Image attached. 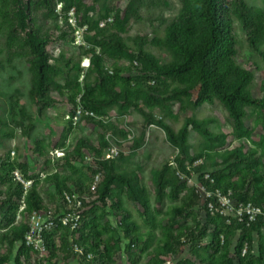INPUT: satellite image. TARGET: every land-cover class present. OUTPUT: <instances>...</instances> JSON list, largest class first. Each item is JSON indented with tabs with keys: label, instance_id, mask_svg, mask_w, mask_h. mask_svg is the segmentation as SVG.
<instances>
[{
	"label": "rangeland",
	"instance_id": "374dc122",
	"mask_svg": "<svg viewBox=\"0 0 264 264\" xmlns=\"http://www.w3.org/2000/svg\"><path fill=\"white\" fill-rule=\"evenodd\" d=\"M189 6L190 0H56L53 11L39 8L36 29L39 34L50 35L54 40L49 47L54 59L49 95L55 103L43 108L37 105L32 95L36 73L29 50L12 30L9 0H0V173L2 162L10 160L27 165L28 176L32 178L44 174L48 178L37 185L45 203L43 210L60 212L62 203L52 175L79 177L90 186L95 182L94 169L102 160L95 159L93 152L83 148L84 161L73 159L65 163L57 160L55 150L62 149L64 155L74 156L79 142L84 139L97 147L103 145L105 153L101 158L110 159L116 171L133 175L136 184L147 189L157 215L158 224L151 229L143 218L141 206L128 197L124 188L115 190L121 195L130 218L142 231L140 242L133 247L138 256L136 264H152L157 248L161 246V226L171 217L174 206L193 195L198 197L197 202L176 220L177 229L204 225L208 215L227 218L228 224L244 218L234 210L226 211L216 191L207 184L206 174L215 179L220 171L238 175V171L248 170L247 165L240 161L247 152L253 153L254 158H260L258 167L264 174V109L246 106L243 126L238 128L220 101L197 107L194 104L197 90L181 93L183 87L172 78L155 75L162 82L159 93L147 87L146 74L140 70L139 47L155 56L161 64L172 62L176 54L169 47L168 31L185 21ZM234 8L232 17L238 41L235 64L251 74L248 86L251 95L264 101V63L260 58V53H264V0H245V12L237 6ZM249 36H253L258 49L251 46ZM96 61L105 69L115 64H133L135 69L123 75L141 83L140 89L131 95L132 104L127 107L125 104L128 103L107 104L112 101L110 97L102 98L106 105L98 117L107 121L106 128L88 120H82L79 126L71 128L66 119L73 105L65 92L77 85L83 90L99 89L94 66ZM88 62L90 66L85 68ZM187 118L203 122L211 136L205 137L189 127L188 157L184 160L165 130L149 121L153 119L177 133ZM37 143L42 145V155L38 153ZM113 149L118 151L117 155ZM159 180L165 186V196L158 190ZM102 181L103 175L97 186ZM68 184L71 189L75 188L71 182ZM5 188L0 180V192ZM249 188L247 186L240 191L247 194L253 190ZM231 193L234 209L236 203L243 201ZM173 194L177 195V200L172 199ZM160 196L163 198L159 199ZM214 197L218 199L217 204ZM2 200L0 196V255L8 257L4 264H15L20 244L10 248L3 241L7 225L6 207ZM210 204L213 205L212 211ZM252 204L264 211V204ZM109 205V200L106 207L96 204L97 214L103 213L102 223H110L111 229L118 230L117 238H123L124 233L118 227L122 217L112 212ZM260 233L264 235V229ZM239 236L240 231L237 230L231 245L232 252ZM182 241L184 246L178 251L158 258L161 264H183L185 261L204 264L191 253L194 243L189 233ZM208 242L209 237L195 246L205 254L202 249ZM259 242L258 233H254V255H258ZM127 245L125 240L121 251L109 264H131L125 253ZM61 264L85 263L75 255Z\"/></svg>",
	"mask_w": 264,
	"mask_h": 264
},
{
	"label": "trees",
	"instance_id": "16d2710c",
	"mask_svg": "<svg viewBox=\"0 0 264 264\" xmlns=\"http://www.w3.org/2000/svg\"><path fill=\"white\" fill-rule=\"evenodd\" d=\"M55 6L56 0H9L12 30L29 50L30 60L36 73V84L32 95L37 105L43 108L55 103L49 95L53 81L51 72L54 60L49 47L54 40L50 35L39 34L35 22L39 8L53 11ZM235 6L245 12V0H190L185 21L175 24L168 31L169 47L176 54V58L170 63L161 64L155 56L147 53L141 46L138 50L142 64L140 70L144 75L146 74L148 89L155 93L161 92L162 82L155 75L172 78L183 87L180 90L181 93L188 94L197 90L198 94L194 103L197 107L215 100L220 101L232 117L236 127L240 128L243 126L246 116L245 107L264 109V101L251 95L248 91L251 74L235 64V56L238 52V41L232 17ZM249 41L254 49H258L253 36H249ZM260 58L264 63V53H260ZM94 66L99 89L86 88L83 90L77 85L70 87L65 92L73 105V109L68 115L69 118L66 119L71 128L79 126L82 120L92 121L101 128H106L107 121L103 117L102 119L98 117V113L102 114V108L106 105L102 102V98L110 97L112 101L107 104L118 101L128 103V105L125 104L127 107L132 104L131 95L133 96L140 89L141 83L136 82V79L132 77L123 75L135 69L133 64L128 66L115 64L112 68L105 69L106 67H102L103 65L96 61ZM117 90H121V93H117ZM79 105L85 111L94 113L95 117L83 114L77 125L73 126V117ZM150 122L165 130L170 142L179 149L184 160L188 157L189 127L205 137L211 136L204 128L203 122L191 118H187L184 126L177 133L169 126L155 122L153 119ZM37 144L38 153L42 155V145ZM83 148H88L93 152L95 159L102 160L98 161V167L94 169V176L103 175V181L93 190L94 182L87 186L79 177H59L56 173L52 175L55 178L56 191L61 203L64 201V193L76 194L82 199L84 209L80 215L81 226L76 231L60 226L44 233L46 246L44 254L33 248H28L24 243L25 235L29 231L28 216L32 211L45 208L44 199L37 189L38 182H41L40 175L38 178H32L28 176L27 165L10 160L2 162L0 180L2 184L6 185V188L0 192V196L6 207L4 216L7 225V230L2 238L10 248L20 244L15 264L66 263L77 255L74 252V244L83 249V255L80 257L83 263L109 264L121 251L125 240L128 242L125 253L131 264H136L138 256L133 252V247L140 242L142 231L130 218L129 211L123 205L121 195L115 190L124 188L128 197L141 206L146 224L151 229H155L158 219L152 207L150 195L146 188L136 184L133 175L116 171L110 159L101 158L105 153L103 145L97 147L84 139L79 142L78 150L74 156L63 153L57 160L65 163L73 159L84 161L85 157L81 153ZM240 159L241 163L247 165L248 170L238 171V175L233 172H217L214 182L207 181V184L213 190H219L223 194L232 191L234 197L245 203L264 204V174L260 173L258 167L260 158H254L253 153L247 152L245 157ZM182 165V170L186 172ZM15 170H20L26 178L35 180L25 197L23 186L14 178ZM69 182L75 188L71 189ZM247 186L253 190L247 194L241 193L240 190ZM158 190L162 196H165L166 189L161 180L158 183ZM162 196L159 199H162ZM172 199L177 200V195L173 194ZM197 199L198 197L193 195L187 201L183 200L179 205L173 207L170 213L171 217L165 225L161 226V246L157 248L152 264H161L158 258L167 256L169 252L178 251L183 247L182 238L187 233L194 243L191 249L192 255L204 264H264V235L260 233L264 229L263 217L260 218V221L248 225L246 222L234 220L228 224L227 218L220 215H208L204 225L197 224L194 228L184 226L177 229L175 227L176 220L191 210ZM23 200L26 207L22 211L20 219L16 220ZM108 200L111 204L109 205L110 210L122 217L118 227L124 233L123 238H117L118 230L111 229L110 223H102L103 213L97 214L98 206L96 204L106 207ZM217 200L214 197L215 204H217ZM88 206L90 209H87ZM237 230L240 231V236L232 252L231 245ZM254 233H258L260 240L258 255L252 253ZM208 237L209 242L206 247L201 248L205 254L200 253L195 244L201 243ZM89 253L92 255L91 258H88ZM7 258L0 255V264H4ZM33 258H35V262ZM183 264L189 263L185 261Z\"/></svg>",
	"mask_w": 264,
	"mask_h": 264
},
{
	"label": "built area",
	"instance_id": "2783aa9c",
	"mask_svg": "<svg viewBox=\"0 0 264 264\" xmlns=\"http://www.w3.org/2000/svg\"><path fill=\"white\" fill-rule=\"evenodd\" d=\"M87 64V65H86ZM85 68L90 66V63H85ZM88 115L95 117L94 113L85 111L81 105L76 109V113L73 117V126H76L80 117L82 115ZM69 118V117H68ZM62 149L55 150L54 156L59 158L63 155ZM115 155L118 154L116 149H113ZM101 174L95 175V182L93 183L92 189L95 190L97 187V182L100 179ZM15 180L23 186L24 197L29 191V189L34 184L35 180L26 178L20 170L14 171ZM207 181L211 183L214 182V179L210 177L209 174L205 175ZM46 179V176L43 174L40 176V180ZM216 194L219 197L220 203L227 210H234V212L240 217L244 216L243 219H239L240 222H246L248 225L251 223L257 222L261 217L264 220V211L262 208L254 206L252 203L239 202L236 203L235 208L233 209L231 202V191L227 194H222L221 191L216 190ZM218 201V200H217ZM26 207L25 201L23 200L22 205L17 212L16 220H19L21 213ZM210 211L213 210V205H209ZM83 202L82 199L76 194L64 193V201L61 204L60 212L55 211H45V210H35L28 217L29 231L26 233L24 238V243L28 248H33L37 251L42 252L43 254L46 251L44 233L50 232L60 226L69 228L71 231H76L80 228V215L83 212ZM74 252L81 257L83 255V249H80L77 244H74ZM245 253V251H244ZM91 254H88V258H91Z\"/></svg>",
	"mask_w": 264,
	"mask_h": 264
}]
</instances>
